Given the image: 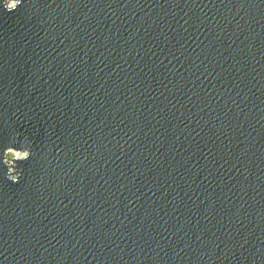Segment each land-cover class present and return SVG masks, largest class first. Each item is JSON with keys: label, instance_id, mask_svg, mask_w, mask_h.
Instances as JSON below:
<instances>
[{"label": "water", "instance_id": "water-1", "mask_svg": "<svg viewBox=\"0 0 264 264\" xmlns=\"http://www.w3.org/2000/svg\"><path fill=\"white\" fill-rule=\"evenodd\" d=\"M12 3L0 264H264V0Z\"/></svg>", "mask_w": 264, "mask_h": 264}, {"label": "clouds", "instance_id": "clouds-1", "mask_svg": "<svg viewBox=\"0 0 264 264\" xmlns=\"http://www.w3.org/2000/svg\"><path fill=\"white\" fill-rule=\"evenodd\" d=\"M0 5H2L4 9L8 10V7L6 6V0H0ZM22 143L27 147V149L29 151V156H30L31 155V151H30L31 144H30V141H28L27 138H24ZM11 147L12 146H7V147H5L3 149H0V157H2V159H3V164L8 166L7 170H6V173H4L3 175H4V177L6 179L11 180L12 182H17L19 180L21 172L18 171V170H15L13 172V171H10V169H9L10 161H9L8 157L11 156V151H9V149Z\"/></svg>", "mask_w": 264, "mask_h": 264}, {"label": "snow or ice", "instance_id": "snow-or-ice-1", "mask_svg": "<svg viewBox=\"0 0 264 264\" xmlns=\"http://www.w3.org/2000/svg\"><path fill=\"white\" fill-rule=\"evenodd\" d=\"M6 6L11 9L12 7H17V5H14L12 3V0H6Z\"/></svg>", "mask_w": 264, "mask_h": 264}, {"label": "bare ground", "instance_id": "bare-ground-1", "mask_svg": "<svg viewBox=\"0 0 264 264\" xmlns=\"http://www.w3.org/2000/svg\"><path fill=\"white\" fill-rule=\"evenodd\" d=\"M15 155L19 157L21 154H20V153H17V152H15Z\"/></svg>", "mask_w": 264, "mask_h": 264}, {"label": "rangeland", "instance_id": "rangeland-1", "mask_svg": "<svg viewBox=\"0 0 264 264\" xmlns=\"http://www.w3.org/2000/svg\"><path fill=\"white\" fill-rule=\"evenodd\" d=\"M16 155L14 153L11 152V156L10 157H15Z\"/></svg>", "mask_w": 264, "mask_h": 264}]
</instances>
